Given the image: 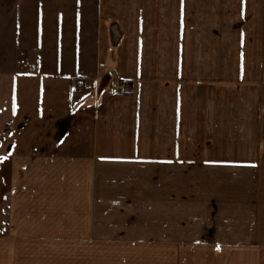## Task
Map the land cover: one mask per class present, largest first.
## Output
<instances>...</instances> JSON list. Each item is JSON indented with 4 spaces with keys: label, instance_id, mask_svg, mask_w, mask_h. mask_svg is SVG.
I'll return each instance as SVG.
<instances>
[{
    "label": "crops",
    "instance_id": "crops-1",
    "mask_svg": "<svg viewBox=\"0 0 264 264\" xmlns=\"http://www.w3.org/2000/svg\"><path fill=\"white\" fill-rule=\"evenodd\" d=\"M27 2L0 8V30L35 48L0 57V264L23 240L107 237L93 236L106 216L147 232L116 237L165 240L171 254L264 264V118L251 96L261 65L237 72V107L231 71L189 54L179 22H146L137 7L127 20L114 0ZM257 36L254 50L244 37L245 64L264 63ZM116 80L125 92H110Z\"/></svg>",
    "mask_w": 264,
    "mask_h": 264
},
{
    "label": "rangeland",
    "instance_id": "rangeland-1",
    "mask_svg": "<svg viewBox=\"0 0 264 264\" xmlns=\"http://www.w3.org/2000/svg\"><path fill=\"white\" fill-rule=\"evenodd\" d=\"M27 1V6L34 5L31 0ZM114 3L119 8H124L127 20L131 18L130 10L137 7L141 18L146 22L155 19L159 24H182L188 39L189 54L202 56L206 69L231 71V90L235 94L234 97L231 95V102L235 99L237 107L244 99V83L237 78V72H242L245 65L248 72H257L261 65L264 72V63L245 64L242 61L246 37L253 43L254 50L259 39L257 35H262L263 47L258 54L264 56V0H248V8L247 5L245 8L244 0H114ZM3 6H13V0H0V8ZM2 21L1 17L0 24ZM0 28L3 26L0 25ZM33 50L34 47L20 44L16 46L11 33L0 30V57L28 54ZM75 81L84 83L81 76L76 77ZM251 96H257L258 105V110L252 111V115L264 118L263 80L256 86L252 85ZM231 113L243 115L244 111L236 108ZM249 113L251 112H247ZM237 126L231 123V134L243 133L242 126ZM4 185V176L0 175V202ZM115 219V216H106L108 221L94 222L93 217V236L107 237H93L85 245L83 240H23L21 246L24 251L20 255L13 254L12 264H239L234 263V256L231 254H195L190 252L197 249L188 248L183 249L185 253L171 254L175 249L164 248L161 243L165 240L116 237L147 232L135 230L139 225L125 224ZM18 241L15 244L17 247Z\"/></svg>",
    "mask_w": 264,
    "mask_h": 264
},
{
    "label": "built area",
    "instance_id": "built-area-1",
    "mask_svg": "<svg viewBox=\"0 0 264 264\" xmlns=\"http://www.w3.org/2000/svg\"><path fill=\"white\" fill-rule=\"evenodd\" d=\"M126 82L122 81V80H116L111 82L110 84V92L115 94V93H123L126 89ZM75 88L79 91V92H84V90L86 89L85 84L82 83V81H75Z\"/></svg>",
    "mask_w": 264,
    "mask_h": 264
}]
</instances>
